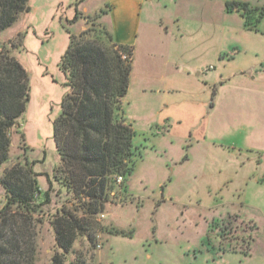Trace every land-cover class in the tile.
Instances as JSON below:
<instances>
[{
    "label": "rangeland",
    "instance_id": "1",
    "mask_svg": "<svg viewBox=\"0 0 264 264\" xmlns=\"http://www.w3.org/2000/svg\"><path fill=\"white\" fill-rule=\"evenodd\" d=\"M83 1L27 0L28 10L21 13L12 26L0 32L1 46L10 49V54L25 67L29 76L25 111L12 129L8 160L0 166V177L14 164L44 157L41 162L35 161L32 169L48 172L51 178L50 182L49 177L38 179L42 190H50L51 200L31 219L15 213L13 207L0 214V246L6 250L3 264H53L52 258L56 254L62 264H264V185L248 182L244 193L236 184L235 177L240 174L232 173L230 179L224 180L194 172L193 168L203 165L201 159L194 160L196 153L193 150L185 145L181 151L174 142L172 149L167 148L164 152L160 142H169L168 135H157L153 132L155 128L150 130L146 126V121L163 101L160 90L164 82L158 77L166 70L164 58L156 48L150 52L153 57H148L145 48L147 42L158 44L165 36V24L161 21L167 22L168 36L182 26L186 31L180 39L183 47L191 44L223 47L232 28L238 36L239 29L247 32L244 18L226 10V2L235 0H189V5L211 9L213 15L208 17L199 11L191 18L179 20L175 15L184 0H152L145 5L139 40L132 48L130 84L122 104L125 116L136 131L137 141L145 146L143 150L140 148L143 156L137 157L132 173L125 180L122 176V182H127L134 196L128 195L123 202L119 199L120 207L109 208L107 204L101 213L84 215L79 201H72L53 180V171L59 162L53 142V122L66 92L61 58L70 42V34H77L79 27L85 30L103 26L108 29L102 18L106 9L102 0H88L85 5L90 8V14L87 15L80 11ZM249 3L260 8L259 11L264 10L263 2L257 4L249 0ZM77 11L81 12V17L75 19ZM252 20L255 27L249 34L255 36L253 32H258V35L248 40L261 43L264 41L261 33L264 32V11L259 22ZM246 38L242 39L246 41ZM227 53L226 57L230 55ZM182 54L192 57L189 51ZM201 55L198 54L200 60L205 61V67L199 71L200 79H204L219 70L221 60ZM209 81L212 90L221 88L219 82L214 86ZM184 126L185 122L177 125V132L185 135ZM153 138L157 140L155 147L152 146ZM181 153L191 154L193 162L175 167L170 174L173 164L168 171L165 158L179 157ZM262 154L264 146L246 151V155L253 157ZM244 197L246 206L241 204ZM179 201H183L184 206ZM5 204L0 186V210ZM62 205L71 208L78 218H88L85 234H77L70 252L65 254L56 245L52 227L54 215ZM234 209L256 218L260 228L255 243H249L250 236L242 237L244 227L241 223L211 218ZM106 221L115 223L125 235L110 237L107 233L114 228ZM226 222L228 225H223ZM249 229L246 224V230Z\"/></svg>",
    "mask_w": 264,
    "mask_h": 264
},
{
    "label": "trees",
    "instance_id": "2",
    "mask_svg": "<svg viewBox=\"0 0 264 264\" xmlns=\"http://www.w3.org/2000/svg\"><path fill=\"white\" fill-rule=\"evenodd\" d=\"M28 8L27 0H0V32L12 26ZM259 9L247 1L226 2L227 12L239 13L251 30L255 27L252 19L259 22L263 15L264 10ZM257 13L260 18L255 17ZM80 15L77 11L75 19ZM122 53L128 58L123 59ZM132 54L131 47L116 44L110 32L100 26L70 34L61 58L66 92L53 122V142L60 164L52 178L66 196L79 201L84 215L101 213L107 204L127 200L121 196L124 182L117 184L115 176H124L125 180L140 156L139 146L134 143L135 131L124 117L122 105L130 84ZM28 93L27 70L10 49L0 44V166L8 160L11 132L25 111ZM35 161L26 159L24 164H14L0 177L6 198L0 214L13 207L15 213L29 220L50 203V190L41 189L40 174L32 169ZM70 209L62 205L52 220L56 245L64 254L70 252L77 234H85L88 221ZM112 233L125 235L121 229ZM2 247L0 264L6 254ZM52 262L62 264L57 254Z\"/></svg>",
    "mask_w": 264,
    "mask_h": 264
},
{
    "label": "crops",
    "instance_id": "3",
    "mask_svg": "<svg viewBox=\"0 0 264 264\" xmlns=\"http://www.w3.org/2000/svg\"><path fill=\"white\" fill-rule=\"evenodd\" d=\"M87 1H83L85 3H82L80 9L86 15L90 14V8L85 5ZM151 1L102 0L106 7L102 18L106 20L107 30L116 44L133 48L139 40L143 9ZM170 1L177 2V0ZM190 1H183L181 7L178 8L175 19L191 18V15H195L199 11L204 12L208 17L213 15L211 9L206 8L204 10L205 8L202 7H194L189 5ZM235 1L249 2V0ZM253 2L264 3L263 0H253ZM100 10L102 9L100 8L99 12ZM233 13L235 12L230 14ZM161 22L165 24L163 29L165 36L160 39L158 44L154 45L146 40L147 46L145 48L148 57H153L150 52L156 48L160 56L164 58L166 70L160 73L158 77L164 82L160 90L163 94V101L162 106L146 121V126L150 130L155 128L153 132L157 135L161 133L164 136L165 134L168 135L169 142H160V148L163 151L167 148L172 149L174 142L179 145L181 151L185 145L189 147V150H193L196 153L194 160L201 159L203 167H195L192 171H199V173L211 178L222 177L224 180L230 179L232 173L240 174L235 177L236 184L238 188L243 189L244 193L248 182L253 181L255 184L264 185V154L255 157L246 155L247 150L264 146V41L252 43L248 38H255L258 32H253L255 36H251L249 34L252 33L251 29L246 28L247 32L239 29L240 36H238V33L232 28L223 47L216 44L215 46L214 44L205 46L191 44L183 47L180 39L183 38L186 31L183 30L182 26H179L177 32L168 36L167 22ZM83 30L84 27H79L77 34ZM193 30H190V33ZM234 31L236 35H234ZM261 33L264 35L263 31ZM244 37H247L246 41L242 39ZM186 51H189L192 57H186L182 54ZM227 52H230V55L226 57ZM201 53L205 54L206 58L215 57L221 60L219 70L207 78L204 77V79H200L201 71H199L203 66L205 67V61L200 60L201 57L198 56ZM145 72H148V69L145 68ZM209 80L213 82L214 86L219 82L222 89H218L212 95ZM178 83L183 84V86H177ZM124 117L128 121L125 114ZM183 122H185V135L177 132L176 128ZM209 136L211 137L209 138ZM188 137L189 139H187ZM134 143L139 146L140 156H143L142 150L145 146L137 141L136 131ZM156 143V138H153L152 146L155 147ZM43 160L44 157L39 160L36 159L37 162ZM192 162L191 154L184 155L181 153L179 157H170L169 159L166 157L164 165L168 170L170 164H173V167L169 169L170 174H172L175 167H182ZM59 164L60 158L57 165ZM247 167L253 168L252 171ZM36 173L40 174L38 176L40 180L44 176L45 178L49 177L48 172L45 171ZM126 186L127 182L124 184L125 188L121 189V196H134L133 191ZM179 203L183 205V201H179ZM241 204L246 206V197L243 198ZM120 206L122 205L117 203L108 205L109 208ZM240 213L242 212L239 209H234L225 211L224 215H212L211 218L214 221L221 218L241 223L244 227L242 237L250 236L249 243L252 242L253 244L257 241L256 235L260 225L252 215ZM217 216H219L218 219ZM106 223L114 229H119L113 222L106 221ZM246 224L250 228L249 230H246ZM107 234L110 237L117 235L112 231ZM108 262L112 263L111 259H108Z\"/></svg>",
    "mask_w": 264,
    "mask_h": 264
},
{
    "label": "built area",
    "instance_id": "4",
    "mask_svg": "<svg viewBox=\"0 0 264 264\" xmlns=\"http://www.w3.org/2000/svg\"><path fill=\"white\" fill-rule=\"evenodd\" d=\"M121 57H122L123 59L128 58L127 55L124 54V53L121 54ZM122 180H123V177H122L121 175H116V176H115V181H116V183L120 184V183L122 182ZM101 216L103 217L104 215L101 214ZM228 222H231V221L229 220ZM228 222L224 223L223 225H228ZM96 246H97V247H100V245H96Z\"/></svg>",
    "mask_w": 264,
    "mask_h": 264
}]
</instances>
